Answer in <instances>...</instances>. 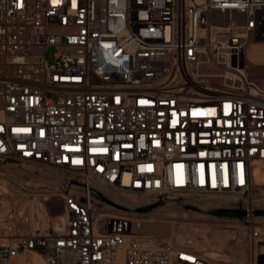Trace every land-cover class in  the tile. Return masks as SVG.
Here are the masks:
<instances>
[{
	"label": "built area",
	"instance_id": "obj_1",
	"mask_svg": "<svg viewBox=\"0 0 264 264\" xmlns=\"http://www.w3.org/2000/svg\"><path fill=\"white\" fill-rule=\"evenodd\" d=\"M264 0H0V162L61 177L62 221L23 233L0 219V264H262L130 231L138 208L236 197L252 246L264 163ZM53 52L46 59V51ZM50 183V179H46ZM128 199L134 206L117 200ZM53 221V217H52Z\"/></svg>",
	"mask_w": 264,
	"mask_h": 264
},
{
	"label": "rangeland",
	"instance_id": "obj_2",
	"mask_svg": "<svg viewBox=\"0 0 264 264\" xmlns=\"http://www.w3.org/2000/svg\"><path fill=\"white\" fill-rule=\"evenodd\" d=\"M52 54L51 50H47L46 59L51 60ZM254 70L259 80L264 81V69L254 68ZM38 171L33 167L0 162V219L11 216L17 228L23 233L46 232L50 229L51 223H54L52 217L58 212L55 208L51 213L45 211L43 203L52 193L57 192L55 180L61 177L54 172H46V175L52 178L51 182L47 183L46 179L42 180L43 178L32 177L29 174H38ZM256 182L257 189L250 204L256 216L264 217V179L256 178ZM123 199L128 201L126 198ZM238 202L242 201L236 197L214 199L185 197L179 201H166L138 208L128 217L135 226L150 224L152 228L164 233V236L162 234L158 239L168 243L172 240L171 237L169 238L171 233L185 236L190 233L189 228L207 227L222 237L220 248L212 252L211 249L215 246L212 243L211 248L204 251L198 242L195 249L211 258L241 262L249 260L250 245L248 224L235 209L241 207V203ZM145 208L149 209L144 210ZM261 219L259 221L264 222ZM263 249L264 242H260L257 251L261 252ZM237 250L242 252V255H238ZM33 262L46 264L35 253H24L13 259L11 264H34Z\"/></svg>",
	"mask_w": 264,
	"mask_h": 264
},
{
	"label": "bare ground",
	"instance_id": "obj_3",
	"mask_svg": "<svg viewBox=\"0 0 264 264\" xmlns=\"http://www.w3.org/2000/svg\"><path fill=\"white\" fill-rule=\"evenodd\" d=\"M247 54H248V58L254 64H264V44L250 46V48L248 49ZM252 74H253V76H254V78L256 80L260 81L255 70H253ZM263 78H264V75H263ZM260 82H262L264 84V81H260ZM263 166H264V163L256 164L254 166V181H255V184H257L256 178L264 179L263 178L264 177V167ZM258 173H259L260 176H258ZM47 177L48 176L45 175V174L41 175V178H43L42 180L47 179ZM48 179H52V178L48 177ZM263 193H264V191H263ZM117 201L122 203V204H124V205L134 206L133 203H131L129 201H126L123 198H121V199H119ZM55 214L56 215H54V217H53V220H54L53 225H54L55 228H58L60 226V224H61L62 217H61V215L59 213H55ZM121 219L125 220L127 222H131V218L127 217L126 215H122ZM259 219H261V218H259ZM261 220H264V219H261ZM262 223H264V222H262ZM207 226H209V225H207ZM129 227H130V231L133 232V233H136V234L151 235V236H154V237H157V238H160V236H162V234L164 236V233L158 231L156 228H152L150 226V224H146V225L139 224L138 226H135V225H133L131 223L129 225ZM210 228H211V226H210ZM189 230H190V233H188L185 236L184 235H180L179 233L178 234L171 233L169 235V238L171 237L172 240L169 243L173 242L175 244H178V243H182L183 241L191 240V241H193L195 246H197V243L200 242L201 247L203 248L204 251L206 249H210L212 243L215 244L213 249H211L212 252H215L216 250L218 251V249L220 248L222 237L216 231H212V230H210L207 227H199V226H196V228H189ZM261 241L264 242V237L261 238ZM248 243L250 245V252L252 250L255 251V252H258L257 251L258 244H255L254 246H252L250 244L249 240H248ZM263 251H264V249H263ZM236 252H237L238 255H242V252H240L239 250H237Z\"/></svg>",
	"mask_w": 264,
	"mask_h": 264
},
{
	"label": "water",
	"instance_id": "obj_4",
	"mask_svg": "<svg viewBox=\"0 0 264 264\" xmlns=\"http://www.w3.org/2000/svg\"><path fill=\"white\" fill-rule=\"evenodd\" d=\"M239 214H240V215H244L245 213H244V212H240ZM260 262H261L262 264H264V257H263V256L260 257Z\"/></svg>",
	"mask_w": 264,
	"mask_h": 264
},
{
	"label": "trees",
	"instance_id": "obj_5",
	"mask_svg": "<svg viewBox=\"0 0 264 264\" xmlns=\"http://www.w3.org/2000/svg\"><path fill=\"white\" fill-rule=\"evenodd\" d=\"M146 209H149V208H145L144 210H146Z\"/></svg>",
	"mask_w": 264,
	"mask_h": 264
}]
</instances>
